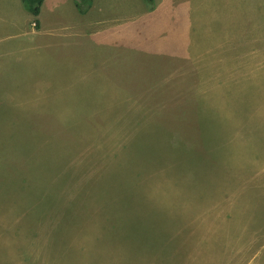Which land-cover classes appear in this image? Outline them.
<instances>
[{
	"label": "rangeland",
	"instance_id": "374dc122",
	"mask_svg": "<svg viewBox=\"0 0 264 264\" xmlns=\"http://www.w3.org/2000/svg\"><path fill=\"white\" fill-rule=\"evenodd\" d=\"M112 1L0 0V264H264V0Z\"/></svg>",
	"mask_w": 264,
	"mask_h": 264
},
{
	"label": "crops",
	"instance_id": "0c3cea01",
	"mask_svg": "<svg viewBox=\"0 0 264 264\" xmlns=\"http://www.w3.org/2000/svg\"><path fill=\"white\" fill-rule=\"evenodd\" d=\"M75 2V4H73V6L70 7L69 12L72 14L75 10H77V7L79 6L78 3L80 4L79 0H73ZM97 0H86L84 1L86 4V7H78V9L80 8L81 10H79V14L82 16H87L90 12V10L92 8H96L95 3ZM111 1V0H110ZM133 2H137L139 7L142 8V12H147L148 15H154L156 13H160L166 6V4H176V5H181L180 3H182V5H184L185 10H188V12H190L189 8L191 7H198L199 4H197L194 0H153L152 3L149 2H142L141 0H132ZM46 2L47 0H43L42 4L40 6L39 9V13L37 15H35L33 13V8H28L23 4L22 0H19V5H20V16H17L18 19H20V23H17V25H21L23 24V26L20 27V30H22V32H24L27 36H29L30 38L28 39L29 41L27 42L28 44H33L32 42L38 39V36H42V35H46L49 32L46 31V26L47 23L46 21L44 22H40V19L42 21V12L44 11V7L46 6ZM51 4L53 3L50 2ZM124 0H118V3L114 4L113 1L111 2V4L109 3L108 5L112 7L119 9L121 8V10H124ZM148 3V4H147ZM77 4V6H76ZM151 5V8H148V5ZM141 12V11H140ZM55 19H58V16H53V21ZM109 26L105 23L102 22L101 17H99L95 22L94 19L92 18V16L90 18L87 17L86 21H82L80 24L75 25L74 29H73V34H89L92 33V35H94L93 30H99V29H104V28H108ZM68 36H66L67 38ZM223 41H227V39H223ZM173 43V45H172ZM193 42L190 41L189 36H187L185 38L184 41L181 40H176L174 39V41L172 40V38L169 36L168 33L162 34L159 38L158 41L154 42L153 44H158L156 46L157 52L159 53V51H161L162 53L166 54V55H157L160 56L159 60H158V65L160 66L161 70H166V68H168L167 66L170 63H162V62H169L166 59L171 57V58H181V60L183 59H187L188 57H190V55L193 54V52H195L196 54H207V49H209L210 47H200V46H192ZM153 44H149L148 47L150 49V51H154V46ZM107 62L108 60L102 62L103 64L106 65V69L107 70ZM94 66L93 64H89ZM162 76V74L160 76H158V80L159 78ZM162 84V83H161Z\"/></svg>",
	"mask_w": 264,
	"mask_h": 264
},
{
	"label": "trees",
	"instance_id": "16d2710c",
	"mask_svg": "<svg viewBox=\"0 0 264 264\" xmlns=\"http://www.w3.org/2000/svg\"><path fill=\"white\" fill-rule=\"evenodd\" d=\"M23 4L28 8H33V13L37 15L39 13L40 6L43 0H22ZM149 3H152L153 0H145ZM143 233V232H142ZM140 236V235H139ZM143 238V237H142ZM146 238H143L145 241Z\"/></svg>",
	"mask_w": 264,
	"mask_h": 264
}]
</instances>
